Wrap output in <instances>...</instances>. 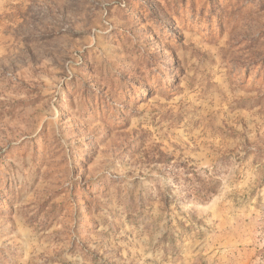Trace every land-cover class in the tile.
Returning a JSON list of instances; mask_svg holds the SVG:
<instances>
[{"label": "rangeland", "instance_id": "rangeland-1", "mask_svg": "<svg viewBox=\"0 0 264 264\" xmlns=\"http://www.w3.org/2000/svg\"><path fill=\"white\" fill-rule=\"evenodd\" d=\"M0 264H264V0H0Z\"/></svg>", "mask_w": 264, "mask_h": 264}]
</instances>
